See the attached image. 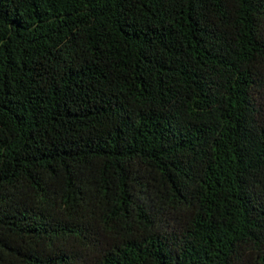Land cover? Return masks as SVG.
I'll return each mask as SVG.
<instances>
[{
	"label": "trees",
	"instance_id": "16d2710c",
	"mask_svg": "<svg viewBox=\"0 0 264 264\" xmlns=\"http://www.w3.org/2000/svg\"><path fill=\"white\" fill-rule=\"evenodd\" d=\"M0 264H264V0H0Z\"/></svg>",
	"mask_w": 264,
	"mask_h": 264
}]
</instances>
